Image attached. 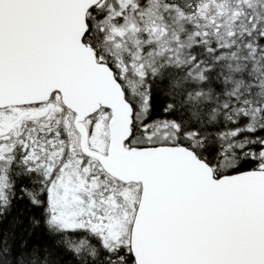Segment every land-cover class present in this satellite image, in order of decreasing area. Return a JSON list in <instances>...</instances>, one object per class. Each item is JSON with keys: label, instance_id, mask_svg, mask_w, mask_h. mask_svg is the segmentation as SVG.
I'll use <instances>...</instances> for the list:
<instances>
[{"label": "snow or ice", "instance_id": "1", "mask_svg": "<svg viewBox=\"0 0 264 264\" xmlns=\"http://www.w3.org/2000/svg\"><path fill=\"white\" fill-rule=\"evenodd\" d=\"M0 264H264V0H0Z\"/></svg>", "mask_w": 264, "mask_h": 264}]
</instances>
